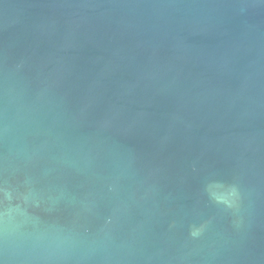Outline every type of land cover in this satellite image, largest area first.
<instances>
[{"label": "water", "instance_id": "water-1", "mask_svg": "<svg viewBox=\"0 0 264 264\" xmlns=\"http://www.w3.org/2000/svg\"><path fill=\"white\" fill-rule=\"evenodd\" d=\"M0 264H264V0H0Z\"/></svg>", "mask_w": 264, "mask_h": 264}, {"label": "clouds", "instance_id": "clouds-1", "mask_svg": "<svg viewBox=\"0 0 264 264\" xmlns=\"http://www.w3.org/2000/svg\"><path fill=\"white\" fill-rule=\"evenodd\" d=\"M194 235L196 234V233H193Z\"/></svg>", "mask_w": 264, "mask_h": 264}]
</instances>
